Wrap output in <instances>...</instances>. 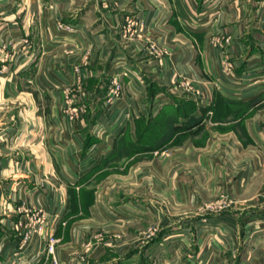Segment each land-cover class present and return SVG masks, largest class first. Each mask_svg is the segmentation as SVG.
<instances>
[{
    "label": "crops",
    "instance_id": "crops-1",
    "mask_svg": "<svg viewBox=\"0 0 264 264\" xmlns=\"http://www.w3.org/2000/svg\"><path fill=\"white\" fill-rule=\"evenodd\" d=\"M112 1L117 5L107 8L102 0H0V264H46L53 258L51 252L41 255L42 235H34L20 250L27 211L44 207L46 228L40 233L45 244L51 236L73 234L68 212L76 200L75 187L85 188L102 175V152L114 150L116 157L126 158L140 153L143 137L158 139L152 148H140L147 153L203 130L209 106L203 107L200 96L172 95V79L196 77L201 89L205 78L229 106L224 113L236 118H243L239 108L264 94V30L259 20L264 0ZM137 13L149 29L146 35L126 38L122 24ZM62 23L74 31L61 29ZM215 39L224 46L217 47ZM152 42L164 51L151 52ZM223 53L235 61L240 91L219 80L216 63ZM115 74L123 92L107 111V83ZM77 107L82 112L73 115ZM214 112L221 113L218 108ZM102 121L108 127L106 137L116 134L112 146L102 139ZM246 127L261 154L243 164L247 169L233 185L240 187L248 219L244 234L255 235L258 257L250 255V240L242 247L249 251L250 262L264 264V130L251 132L249 122ZM210 131L212 138H237L235 165L253 150L242 144L241 131ZM213 143L205 144L212 156L203 160L219 169L225 162L215 160L220 148ZM171 241L169 231L158 242L161 264L184 256V244ZM176 249L181 253L171 252ZM59 254L58 248L57 261L65 264Z\"/></svg>",
    "mask_w": 264,
    "mask_h": 264
},
{
    "label": "rangeland",
    "instance_id": "rangeland-1",
    "mask_svg": "<svg viewBox=\"0 0 264 264\" xmlns=\"http://www.w3.org/2000/svg\"><path fill=\"white\" fill-rule=\"evenodd\" d=\"M117 3L102 0V5L107 8ZM259 20L260 28L264 30L263 15L260 14ZM61 29L72 32L65 27ZM148 29L147 21L138 13L126 16L122 24V33L126 38L146 35ZM214 43L217 47L224 46L219 39H215ZM149 48L156 55L160 54V50L164 51V47L157 42L150 43ZM216 65L219 80L240 91L242 79L233 74L235 61L226 55ZM180 80L170 81L172 95L200 96L203 97V107L209 106L203 114V130L190 137H176L170 145L151 149L147 153H141L144 151L141 149L145 146L152 148L158 139L143 137L139 142L140 153L126 158L116 157L114 150L102 152V175L85 188L75 187L76 200L71 202L68 212V216H72L69 224L73 225L75 231L60 235L59 239L55 237L58 241L54 243V251L51 250L53 258L47 260L46 264H50L52 259L54 264H62L57 261L58 248L59 255H64L65 264H161L159 259L163 251L158 242L169 231L172 243L184 244V256L181 259L174 257L169 264H258L254 260L249 261V251L242 247L250 240V255L258 257L259 249L254 250L258 248L257 245L255 247V235L249 237L244 234L248 219L243 214L240 187H234L233 183L247 169L243 164L261 154L257 146L252 145L254 139L247 132L246 123L249 122L251 132L254 129L264 130V94L251 100V105L239 108L243 118H236V115L224 113L229 106L221 103L220 96L211 91L210 82L205 78L201 89L196 77L182 76ZM116 85L120 86L119 90ZM107 90L105 109L112 111L123 92L120 76H111ZM113 97H116L114 101L110 100ZM197 101H200L198 97ZM217 102V107H214ZM215 108L221 113L216 115ZM74 110L73 115L82 112L80 107ZM104 125L105 121H102V139L112 146L116 134L106 137L108 127ZM217 128L241 131L238 136L242 144L253 149L252 152L248 151L242 163L235 165L233 162L237 138H228L227 135L221 139L212 138L210 130ZM208 141L209 146H215L213 141H216L220 148L215 160L221 157L225 164H218L219 169H212L204 163V158L210 159L212 156L210 147L205 146ZM193 145L199 146L198 149H192ZM263 172L259 170V176ZM66 175L71 176L68 172ZM77 195L81 196L79 200ZM45 212L44 207L27 211V231L22 235L21 251L35 240L34 235H42L41 255L50 252V242L45 244V235L40 233L46 228ZM198 242L205 247L200 249ZM172 251L181 253V249Z\"/></svg>",
    "mask_w": 264,
    "mask_h": 264
},
{
    "label": "built area",
    "instance_id": "built-area-1",
    "mask_svg": "<svg viewBox=\"0 0 264 264\" xmlns=\"http://www.w3.org/2000/svg\"><path fill=\"white\" fill-rule=\"evenodd\" d=\"M130 21H133L132 19H130ZM141 21H142V19H141ZM60 27L61 28H67V29H69V30H74V26H71V25H68V26H66V25H63V24H61L60 25ZM132 33H134V31L132 32ZM116 88L119 90L120 89V86L119 85H116ZM116 89V90H117ZM115 92V91H114ZM115 93H118V92H115ZM116 98V97H115ZM114 97L111 99L110 98V100H113L114 101V99H115ZM26 238H28L27 236H26ZM56 241H58L55 237H53V236H51L50 238H49V242H50V252H52L51 250H53L54 251V249H55V247H54V243L56 242Z\"/></svg>",
    "mask_w": 264,
    "mask_h": 264
}]
</instances>
